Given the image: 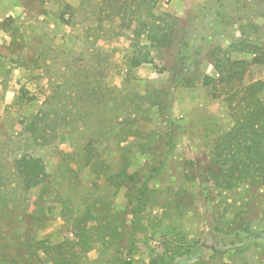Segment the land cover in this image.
<instances>
[{
  "label": "rangeland",
  "instance_id": "1",
  "mask_svg": "<svg viewBox=\"0 0 264 264\" xmlns=\"http://www.w3.org/2000/svg\"><path fill=\"white\" fill-rule=\"evenodd\" d=\"M159 18L181 40L188 21L184 38L205 51L195 84L174 94V147L133 216L122 170L147 173L145 145L164 132L152 101L168 57L146 40ZM217 47L242 62L230 83L207 58ZM254 97L264 103V0H0V264H264V239L244 247L240 235L264 231V185L210 182L207 204L198 179L235 105L251 110ZM21 156L45 167L28 191L16 183Z\"/></svg>",
  "mask_w": 264,
  "mask_h": 264
},
{
  "label": "trees",
  "instance_id": "2",
  "mask_svg": "<svg viewBox=\"0 0 264 264\" xmlns=\"http://www.w3.org/2000/svg\"><path fill=\"white\" fill-rule=\"evenodd\" d=\"M217 18L223 22L225 17L219 13L217 14ZM162 22H164V19L159 18L156 24L153 23L154 26L149 29L146 40L156 53L168 57L165 60L168 72L167 81L155 91L154 101H152V106L156 109L157 117L164 126V132L159 133L158 142H149L145 145L148 153L152 156L149 160L151 166H148L149 170L147 173L142 170L132 173L122 170L121 185L126 192L127 204L131 208L130 213L133 216L139 213L144 203L149 180L161 170L167 154L174 147V94L180 87H191L195 84V77L200 75L199 67L205 51V48L196 50L195 46L189 45L187 38H184L190 35L188 32V21L182 22L180 29L184 42L175 34L177 32L176 29L168 31V29L161 25ZM232 45L238 46H236V43H231L227 48H230ZM238 50L242 51L243 49L239 47ZM254 50H257V48ZM221 53H223L222 48L217 47L215 50L207 53V58L212 62L216 74L221 77V81L223 83H230L233 80V76L237 73L239 74L242 62L225 56V52L224 54ZM142 62H149V60L144 58ZM132 64L133 66H137L140 64V61L134 59V63ZM211 80V77L203 75L201 82L203 85H208ZM258 86L259 83L249 85L246 89L247 92L245 91L246 96L241 97L240 100L244 102L249 92L252 95L256 93ZM234 95L233 93L229 97V101L232 100ZM254 100V108L251 110H249V107H247L249 105L246 103L245 107L248 109L244 108L242 110L243 108L238 105L240 101L235 105L236 111L232 112V116H235L232 128L215 140L207 161L208 165L202 166L198 173L202 197L207 204H210L212 201L210 198V182L215 188L221 189L224 187L227 191H232L240 184H246L247 187L253 188L264 185V103L258 100L257 97H254ZM230 108H232V104ZM13 167L18 178L16 183L18 182L17 184H19L18 186L22 190L28 191L43 182L45 167L40 159L21 156L14 161ZM233 229L232 233L234 238H236L239 232L236 226ZM35 233L33 227H28L26 234L27 244L24 250L30 260L38 263L37 259L39 258L38 251L40 247L36 246ZM240 235H245L246 241L243 243L244 247L247 246V242L264 239V231L257 233L246 229ZM234 245L233 241L227 247L230 249ZM212 250L216 251L215 249ZM172 260L173 258L163 264H170ZM52 262L53 264H66L61 258H54Z\"/></svg>",
  "mask_w": 264,
  "mask_h": 264
}]
</instances>
